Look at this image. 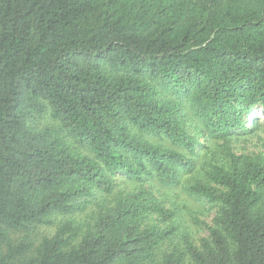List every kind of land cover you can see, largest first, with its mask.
<instances>
[{
    "label": "trees",
    "instance_id": "1",
    "mask_svg": "<svg viewBox=\"0 0 264 264\" xmlns=\"http://www.w3.org/2000/svg\"><path fill=\"white\" fill-rule=\"evenodd\" d=\"M187 107L209 138L249 131L264 0H0V264H264V156L185 187L219 205L198 245L161 251L175 212L116 190L193 172Z\"/></svg>",
    "mask_w": 264,
    "mask_h": 264
},
{
    "label": "rangeland",
    "instance_id": "2",
    "mask_svg": "<svg viewBox=\"0 0 264 264\" xmlns=\"http://www.w3.org/2000/svg\"><path fill=\"white\" fill-rule=\"evenodd\" d=\"M187 122L185 126L189 131L197 135L195 147V167L191 174L182 175L180 182L173 186H166L155 178H149L142 182L125 179L119 176L116 180L119 183L116 190L129 191L144 187L151 191L164 206L171 208L175 213L170 221L176 226L174 233L168 237L161 246V251H167L173 246L183 248L186 239L192 243L199 244L200 239L207 235L206 225H211L212 219L219 210V205L204 199H198L189 194L185 187L196 178H205V172L214 165H228V154L242 156H264V110L254 109L245 121L249 131L242 134H235L227 138H209L200 132L201 121L194 116L193 110L186 108ZM48 118L41 119V123L48 122ZM168 145L167 143H165ZM98 196V195H97ZM111 200V195L106 196ZM101 199L102 197H98ZM98 199V200H99ZM95 202V201H94ZM93 209L90 204L87 208L74 215L77 222L86 221L88 214ZM61 217H55L52 225L41 226L35 233V241L43 236H50L56 230V221ZM13 237H19L14 234Z\"/></svg>",
    "mask_w": 264,
    "mask_h": 264
}]
</instances>
